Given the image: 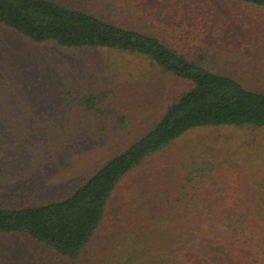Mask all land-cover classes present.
<instances>
[{"label": "trees", "instance_id": "16d2710c", "mask_svg": "<svg viewBox=\"0 0 264 264\" xmlns=\"http://www.w3.org/2000/svg\"><path fill=\"white\" fill-rule=\"evenodd\" d=\"M237 1L264 6V0ZM127 4L126 8H107L99 0H0V23L34 42L143 58L188 84V89L168 104L148 131L114 153L66 196L20 207L0 204V234L27 235L76 264H264L263 214H235L238 203L229 196L231 192L217 199L211 197L215 201L209 205L210 213L186 214L179 204L182 201L171 198L175 190L165 188L175 176L164 174L161 179L156 174L155 192L160 195L155 194L153 203L157 208L151 210L149 203L142 204L144 199L135 201L129 195V207L108 214L123 182L191 128L264 126V91L250 90L234 77L214 72L173 49L165 41L167 35L172 37L169 30L162 35L157 26V32L153 31L154 23H162L155 20L151 9L136 6L134 0ZM141 11L146 26H129L131 14L142 17ZM99 63L104 69L112 67ZM3 73L0 72L1 166L18 162L22 150L14 147L34 139L33 135L45 148L49 145L63 150L79 139V130L100 118L108 119L102 103L114 89L96 90L98 83L88 80L86 92L77 104L74 90L68 86H60L52 100L47 98L50 89L43 83L40 90V83L35 88L37 84L34 86L35 82L31 83L24 73ZM70 105L83 115L66 116ZM15 115L19 116L18 122ZM20 120H24V136L11 141L7 133ZM48 155L51 160L53 155L44 153ZM190 164L193 171L183 172L189 169L186 161L181 165L182 174L172 166L185 183L199 181L200 171H205L197 161ZM167 167L169 171L171 166ZM14 174L16 170L11 173ZM198 181L193 189L201 186ZM244 203L241 201V205ZM98 238L103 248H95Z\"/></svg>", "mask_w": 264, "mask_h": 264}, {"label": "rangeland", "instance_id": "374dc122", "mask_svg": "<svg viewBox=\"0 0 264 264\" xmlns=\"http://www.w3.org/2000/svg\"><path fill=\"white\" fill-rule=\"evenodd\" d=\"M99 1L107 8H126L130 2ZM134 1L136 6L142 4L144 9H151L155 20L162 23H154L153 31L157 32L160 26V34H167L168 30L172 33V37L165 38L170 47L214 72L234 77L250 90L264 91V6L237 0ZM135 14H131L127 24L146 26L142 11V17ZM97 62H106L112 67L104 69ZM0 70L7 76L10 72H17V76L24 73L31 83L35 82L34 86L40 83L35 86L39 85L40 90L43 83L50 89L47 98L52 100L60 86H68L74 90L78 104L88 80L98 83L96 90L114 89L102 103V108L108 111V119L100 118L79 130V139L68 143L63 150L49 145L46 149L37 135L14 147L22 150L19 161L0 165V204L9 207L66 196L114 153L148 131L168 104L188 89L185 81L161 72L143 58L37 43L1 23ZM68 109V117L83 115L72 105ZM13 117L18 122L19 116ZM23 121L14 124L7 133L11 141L24 136ZM45 152L53 158L45 157ZM186 161L189 169L184 170L181 165ZM196 161L205 171H200L199 181L185 183L179 175L183 170L185 173L193 171L190 163ZM164 165L171 166L169 171ZM172 166L180 174L173 172ZM13 170L16 174L11 175ZM156 174L161 179L164 174L175 176L165 188L175 190L171 198L182 201L179 204L183 213H210L209 205L231 192L229 196L238 203L235 214H263L264 222V126L222 124L191 128L123 182L108 214L129 207V195L135 201L144 199L142 204L149 203L151 210L157 208L153 203L155 194L160 195L155 192ZM195 181L200 183L199 189H193ZM99 245L102 244L98 238L95 248H103ZM91 255L93 253L89 260ZM0 264L76 262L27 235L5 233L0 234Z\"/></svg>", "mask_w": 264, "mask_h": 264}]
</instances>
